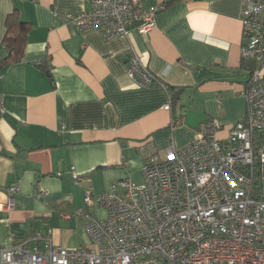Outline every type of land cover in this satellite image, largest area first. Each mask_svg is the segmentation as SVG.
I'll return each instance as SVG.
<instances>
[{"label":"crops","instance_id":"crops-1","mask_svg":"<svg viewBox=\"0 0 264 264\" xmlns=\"http://www.w3.org/2000/svg\"><path fill=\"white\" fill-rule=\"evenodd\" d=\"M242 1L143 0L163 6L150 32L130 27L127 37L104 41L66 20L88 12L89 0H0V62L6 16L17 10L30 25L21 59L0 74V247L89 246L86 222L75 214L86 209L85 190L100 195L121 180L141 184L150 152L164 157L169 147H184L207 121L226 139L246 113ZM130 52L167 92L128 77ZM16 185L6 211L5 189Z\"/></svg>","mask_w":264,"mask_h":264},{"label":"built area","instance_id":"built-area-1","mask_svg":"<svg viewBox=\"0 0 264 264\" xmlns=\"http://www.w3.org/2000/svg\"><path fill=\"white\" fill-rule=\"evenodd\" d=\"M89 3L88 12L66 20L80 33L97 31L104 41L127 37L130 27L146 35L163 9L145 7L143 0ZM241 22V61L254 69L243 92L245 116L226 139L219 140L218 124L207 121L184 147H169L164 157L150 152L141 184L121 180L100 195L85 190L87 210L75 214L86 222L89 246L40 250L23 242L0 247V264H264V0H243ZM126 72L138 87L168 91L135 52ZM163 109L170 111V99ZM72 180L79 181L73 169ZM19 192L18 185L5 189L4 210ZM92 207L106 217L92 214Z\"/></svg>","mask_w":264,"mask_h":264},{"label":"trees","instance_id":"trees-1","mask_svg":"<svg viewBox=\"0 0 264 264\" xmlns=\"http://www.w3.org/2000/svg\"><path fill=\"white\" fill-rule=\"evenodd\" d=\"M5 35L3 38V46L6 49V56L0 62V74L9 63L17 62L21 59L24 52L26 36L30 30V25L21 20L17 10H13L8 14L4 21ZM242 68H246L249 73L254 69L251 62L242 61Z\"/></svg>","mask_w":264,"mask_h":264}]
</instances>
